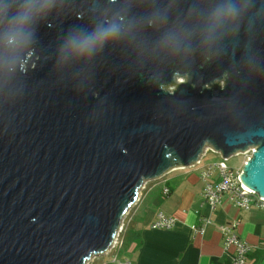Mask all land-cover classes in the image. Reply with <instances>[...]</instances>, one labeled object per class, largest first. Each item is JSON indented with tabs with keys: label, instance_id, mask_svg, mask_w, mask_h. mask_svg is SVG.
Returning a JSON list of instances; mask_svg holds the SVG:
<instances>
[{
	"label": "water",
	"instance_id": "95a60500",
	"mask_svg": "<svg viewBox=\"0 0 264 264\" xmlns=\"http://www.w3.org/2000/svg\"><path fill=\"white\" fill-rule=\"evenodd\" d=\"M172 67L192 84L162 93ZM208 146H256L239 177L264 196V0H0V264L105 254L144 183Z\"/></svg>",
	"mask_w": 264,
	"mask_h": 264
},
{
	"label": "crops",
	"instance_id": "0c3cea01",
	"mask_svg": "<svg viewBox=\"0 0 264 264\" xmlns=\"http://www.w3.org/2000/svg\"><path fill=\"white\" fill-rule=\"evenodd\" d=\"M209 149L210 146L203 156ZM215 152L223 157L221 152ZM209 164L195 170L191 169L194 165L173 167L157 178L148 179L146 191L139 190L125 213L126 219L130 215L131 221L125 231L128 233L125 249L124 244L105 253L112 257L107 255L100 263L92 262L101 254L94 256L88 264H118V260L126 259L132 264H230L224 248L222 227L225 224H236L234 231L251 244L246 264H264L263 211L238 209L227 195L216 208L207 204L203 198L205 183L201 172ZM170 172L174 173L149 189L148 182L161 179ZM158 212L174 217L175 226L155 228Z\"/></svg>",
	"mask_w": 264,
	"mask_h": 264
},
{
	"label": "built area",
	"instance_id": "2783aa9c",
	"mask_svg": "<svg viewBox=\"0 0 264 264\" xmlns=\"http://www.w3.org/2000/svg\"><path fill=\"white\" fill-rule=\"evenodd\" d=\"M256 148V146H253L243 152H237L243 153L247 156V160L245 161L244 166L247 164L249 159L253 157V154L256 151L254 149ZM230 156H228L227 158L223 157L224 160L211 163L202 170L201 178L205 183L203 191L204 201L213 208H216L222 202L223 197L227 195L235 205L241 208H258L264 210V196L259 195L257 192L246 190L241 185L239 175L243 171L244 166L241 170L235 171L226 162V160ZM200 162L201 158L200 161L194 163L193 165L199 164ZM144 188H146V183H144V185L142 186V189ZM165 190L167 191L168 189ZM125 217L126 214L117 227L113 244L106 250V253L113 252L115 249H119L123 246L122 234L125 230L126 225ZM175 224L176 220L174 217L166 216L163 212H158L153 226L159 229H169L173 228ZM235 225L236 224H225L222 227V232L224 235V248L230 259V264H246V260L248 258L249 252L251 251V247L247 241L240 238V236L234 231ZM201 230H203V228H201ZM231 247L234 248L233 251H231ZM88 263L89 261H87L86 264ZM118 264L132 263L130 260L126 259L120 261L118 260Z\"/></svg>",
	"mask_w": 264,
	"mask_h": 264
},
{
	"label": "rangeland",
	"instance_id": "374dc122",
	"mask_svg": "<svg viewBox=\"0 0 264 264\" xmlns=\"http://www.w3.org/2000/svg\"><path fill=\"white\" fill-rule=\"evenodd\" d=\"M189 81L190 80H189V74H188V72H182V71L176 70V72L174 74V77H173V80L171 82H169V83H162V85L159 88H160V91H162V93H171L174 90H176L177 88H179V85L186 84ZM258 144H261V143H258ZM246 159H247V156L245 154H243V153H237V154L231 155L226 160V162L235 171H239V170H241L243 168ZM222 160H224V158L221 157L217 152H215V150L213 148H211V149L208 150L207 154L205 156H203L202 162H200L197 165L192 166L191 169H193V170L199 169V168H202L203 166H205L206 164L214 163V162H219V161H222ZM172 173H174V172L168 173L167 175H165L161 179L148 182L149 189H151V187L154 188V186H156V183L157 182H159L161 180H165L167 177H170ZM144 191H146V190L144 189ZM137 209L138 208H136V211H137ZM238 209H241V208L239 207ZM260 210H262L263 213H264V210L263 209H260ZM126 212H127V209L125 210V213ZM125 213H124V215H125ZM124 215H123V217H124ZM129 216L126 219L125 230H124V232L122 234L123 235V237H122L123 244L122 245L125 244L124 247H123V250L125 249L126 244L128 242V238H126V236H128V233L125 232V231H126V227L128 229V227H129V225L131 223ZM263 232H264V230H263ZM249 245H250V247L252 249L251 244H249ZM115 250H117V249H115ZM107 255H109V256L112 257V254H101L100 256L95 257L94 258V262H92V263H100L104 259V257H106Z\"/></svg>",
	"mask_w": 264,
	"mask_h": 264
},
{
	"label": "clouds",
	"instance_id": "9594fccd",
	"mask_svg": "<svg viewBox=\"0 0 264 264\" xmlns=\"http://www.w3.org/2000/svg\"><path fill=\"white\" fill-rule=\"evenodd\" d=\"M236 15V10L232 7H226L216 13L217 18L223 16L230 18ZM31 19L30 8H25L23 11L13 17L12 32L15 36L24 37L25 24ZM119 33V26L111 24L104 28H97L91 36L84 40L74 38L70 44L79 53L92 51L97 46H102L107 40L116 37Z\"/></svg>",
	"mask_w": 264,
	"mask_h": 264
},
{
	"label": "flooded vegetation",
	"instance_id": "af4514ba",
	"mask_svg": "<svg viewBox=\"0 0 264 264\" xmlns=\"http://www.w3.org/2000/svg\"><path fill=\"white\" fill-rule=\"evenodd\" d=\"M128 20H129V19H128L127 17L120 18V19H119V25H118V26H123V27H125V24L128 22ZM209 65H210V58H206L205 61H204L203 67H204V68H208ZM175 70H176V68H174V67L171 68V73H173V76H172L171 81L173 80ZM188 74H189V80H190V81L188 82V84H192V83H191V79H192V78H191V73L188 72ZM223 74H224L225 77H227V78L229 77L228 72H224ZM140 78H141L142 81L145 80V77H144L143 75H140ZM155 81H158V82L161 83V80H158V79H155V78H154V79H147V83L155 82ZM162 83H164V82L162 81Z\"/></svg>",
	"mask_w": 264,
	"mask_h": 264
}]
</instances>
